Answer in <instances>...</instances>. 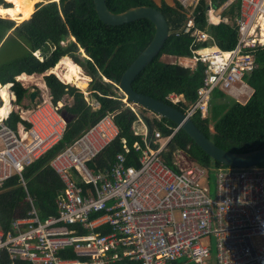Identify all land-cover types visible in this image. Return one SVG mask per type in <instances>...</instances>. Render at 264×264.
Segmentation results:
<instances>
[{
	"label": "built area",
	"instance_id": "1",
	"mask_svg": "<svg viewBox=\"0 0 264 264\" xmlns=\"http://www.w3.org/2000/svg\"><path fill=\"white\" fill-rule=\"evenodd\" d=\"M177 1L187 16L174 33L192 38L191 54L167 61L190 69L204 64L196 100L184 114L206 118L216 89L246 100L252 89L243 77L256 67V48L264 46V0L222 2L221 8L235 3L238 11L236 43L227 50L195 24L191 9L198 0ZM212 13L210 6L208 22ZM167 97L183 100L181 94ZM122 100L135 116L130 131L141 142L130 151L123 139V150L99 165L118 135L108 112L59 150L49 162L63 186L54 200L56 214L42 219L28 195L27 214L0 226V264H264V166L202 167L177 159V149L170 167L161 153L176 128L169 135L154 129L149 136L144 117L152 112ZM90 104L98 107L94 98ZM62 105L46 92L41 102L19 108L28 127L20 122L13 129L6 117L0 120V184L17 174L25 187L23 168L62 138Z\"/></svg>",
	"mask_w": 264,
	"mask_h": 264
},
{
	"label": "trees",
	"instance_id": "2",
	"mask_svg": "<svg viewBox=\"0 0 264 264\" xmlns=\"http://www.w3.org/2000/svg\"><path fill=\"white\" fill-rule=\"evenodd\" d=\"M106 5L115 13L130 6L150 5L159 8L165 15L169 35L158 54L135 76L132 88L185 112L186 106L196 100V92L204 75V64L198 63L190 69L170 63L161 56L191 54L192 38L188 34L174 33L186 19V11L177 0H174L172 6L165 2L157 6L152 0H106ZM210 5L208 0L197 1L191 9L195 24L207 30L217 46L230 49L236 43L233 17L237 16V5L231 4L226 11L234 19L231 24L209 23ZM0 8V87L11 85L15 104L19 105L27 93V88L16 80V76L21 73H44L63 56H70L91 76L88 84L90 99L94 98L98 103V107L93 108L91 100L86 99L78 88L63 83L53 73L44 74L43 79L54 104L61 101L64 95L71 97L72 101L64 104L61 111L64 110L67 116L71 115L72 119L66 123L62 138L23 168L25 187L17 174L0 184V189H3L0 192V226L7 228L12 219L27 214L30 208L26 198L28 195L42 219L56 214L54 200L63 186L49 162L59 150L106 113H114L118 135L101 153L99 165L123 150V139L130 151H133L134 141L141 142L130 131L135 116L125 106L122 100L124 95L117 94L116 84L123 71L152 39L155 28L147 18L118 25L105 24L98 18L93 0L39 1L30 17L19 23L15 18L7 16L19 13L17 1L0 0ZM36 50L40 52L39 57L34 55ZM80 53L84 54L82 58L78 57ZM254 56L256 67L243 77L252 89L246 100H235L224 91L216 89L212 93L207 117L202 118L199 113L191 117L208 138L228 151L243 152L264 147V46L256 48ZM170 93L181 94L183 100L173 103L167 97ZM228 97L232 100H228ZM144 119L149 136H153L154 129L162 135H169L176 128L174 122L162 116H145ZM18 122L29 126L14 111L5 119V123L13 129H16ZM177 149L182 150L189 161L202 167L223 166L211 159L180 128L172 134L167 149L161 153L170 167H173L172 153ZM259 165L264 166V162Z\"/></svg>",
	"mask_w": 264,
	"mask_h": 264
},
{
	"label": "water",
	"instance_id": "3",
	"mask_svg": "<svg viewBox=\"0 0 264 264\" xmlns=\"http://www.w3.org/2000/svg\"><path fill=\"white\" fill-rule=\"evenodd\" d=\"M93 3L98 18L105 24L118 25L139 18H147L154 24L155 31L152 39L123 71L116 84V87L123 93L127 101L171 120L176 124V130L179 128L184 130L211 159L223 165L247 167L264 162V147L243 152L225 150L208 138L193 120L183 112L168 103L137 92L132 88V81L135 76L158 54L169 35L167 19L159 8L150 5H136L115 13L107 7L106 0H93ZM36 96V89L28 92L32 104L35 102ZM61 114L66 123L72 119V116H67L64 110L61 111Z\"/></svg>",
	"mask_w": 264,
	"mask_h": 264
},
{
	"label": "bare ground",
	"instance_id": "4",
	"mask_svg": "<svg viewBox=\"0 0 264 264\" xmlns=\"http://www.w3.org/2000/svg\"><path fill=\"white\" fill-rule=\"evenodd\" d=\"M20 2V8L18 14H11L12 18H15L18 22L29 18L31 12L33 11L34 4L38 0H10ZM1 12V8H0ZM65 67V70H61V68ZM79 68L73 61L70 60L69 56L61 57L58 62L50 69V72H54L62 81L72 82L76 86L80 85L81 77L79 76ZM18 80L23 81V83L32 82L39 86L40 88L46 90L47 87L44 81L35 74H26L21 73L16 76ZM14 98V95L11 93L9 86H1L0 87V99L2 104L0 105V120L5 118L12 107L11 100Z\"/></svg>",
	"mask_w": 264,
	"mask_h": 264
},
{
	"label": "rangeland",
	"instance_id": "5",
	"mask_svg": "<svg viewBox=\"0 0 264 264\" xmlns=\"http://www.w3.org/2000/svg\"><path fill=\"white\" fill-rule=\"evenodd\" d=\"M39 1V0H38ZM37 1V2H38ZM36 2V3H37ZM18 4H20V2H17ZM35 3V4H36ZM35 4H34V6H35ZM9 6H10V3H9ZM19 8H20V5H19ZM34 9V8H33ZM14 15V14H13ZM8 17H10V18H12V16H11V14H9V15H7ZM2 17V16H1ZM3 18V17H2ZM15 21V20H14ZM15 23H16V21H15ZM17 23H19L18 21H17ZM63 44H65L66 43V41L65 42H62ZM34 55L35 56H37V57H39V55H40V52H39V50H36V51H34ZM84 56V54L83 53H80L79 55H78V57L79 58H82ZM69 58H70V60L71 61H73L72 59H71V57L69 56ZM161 58L162 59H165L166 61L168 60V58H170V55H166V54H164V55H162L161 56ZM74 62V61H73ZM74 64H76L77 66H78V68H79V71H78V73H79V76L82 78L81 79V81H80V85L79 86H76L75 84H73L72 82H65V81H62L60 78H59V76H57L54 72H50V69L49 70H47L46 72H44V73H33V74H35L36 76H39L43 81H44V79H43V76H44V74H48V73H53V74H55V76H57L58 78H59V80L60 81H62L63 83H66V84H69V85H73V86H75L76 88H78L82 93H83V95L85 96V98L86 99H88V100H91L90 99V91H89V88H88V84H89V82H90V80H91V76H89V75H87L86 74V72H85V70L79 65V64H77V63H75L74 62ZM61 70L63 71V70H65V67H63L62 66V68H61ZM16 80H18L17 78H16ZM23 85H25V86H27L26 88L28 89V92H29V90H31V89H37L38 90V97H36V100H35V102L33 103V105H35V103H39V102H41L43 99H44V97H45V93L47 92V90L48 89H46V90H44V89H42V88H40L39 86H37L36 84H34V83H32V82H27V83H23V81H21V80H19ZM45 83V82H44ZM11 84V83H10ZM11 86V85H10ZM10 86H9V89H10ZM11 90V89H10ZM28 92L25 94V96H24V98L22 99V102H21V104L24 102L25 103V105L23 104V105H21V104H19V106H29V107H31V101H30V99H29V97H28ZM117 92V94H119V95H123V93L122 92H120L119 90H117L116 91ZM12 93V92H11ZM13 94V93H12ZM14 95V94H13ZM123 99H125V97L123 98ZM228 100H232L230 97H228ZM72 101V99H71V97L70 96H68V95H64V97H63V99L61 100V103L62 104H69L70 102ZM11 104H12V107H11V110L12 109H15L16 108V106L18 105V104H15V100H14V98H13V102H11ZM63 106V105H62ZM10 110V111H11ZM146 114H149V116H154L152 113H149V112H146ZM6 117H8V115L6 116ZM0 147H2V145L0 144ZM175 157L177 158V159H179V160H183V159H186L187 161H189L188 159H187V157H186V155H185V153L182 151V152H176V154H175ZM209 176H210V184H211V186L213 187V185H214V181H215V170H212V171H210V173H209ZM3 191V189H0V192H2ZM211 244H212V252L214 253L215 252V238L212 236L211 237Z\"/></svg>",
	"mask_w": 264,
	"mask_h": 264
},
{
	"label": "crops",
	"instance_id": "6",
	"mask_svg": "<svg viewBox=\"0 0 264 264\" xmlns=\"http://www.w3.org/2000/svg\"><path fill=\"white\" fill-rule=\"evenodd\" d=\"M39 1H42V2H46V1H48V0H39ZM38 1V2H39ZM157 6H160L161 5V3L162 2H165L166 4H168V5H170V6H172L173 4H174V0H152ZM209 2H210V6H211V8L213 9V13H212V15H211V22H209V23H211V24H217V23H219V22H225V23H229V24H231L232 23V21L234 20L233 18H235L236 17V15L233 17V18H231L230 17V15L226 12L229 8L228 7H226V8H221L220 7V5L222 4V2L223 1H221V0H208ZM235 7V6H234ZM236 8V7H235ZM33 11H34V9H33ZM32 11V12H33ZM32 12H31V14H32ZM235 12H236V14H237V9L235 10ZM30 14V15H31ZM19 81V80H18ZM20 82V81H19ZM21 83V82H20ZM22 84V83H21ZM22 86H24L25 88L27 87V86H25V85H23L22 84ZM11 87V86H10ZM47 87V86H46ZM11 89V88H10ZM48 89V88H47ZM32 90V89H31ZM37 90V89H36ZM12 93H13V91L12 90H10ZM30 91V90H29ZM38 91V90H37ZM27 92H28V89H27ZM47 92H49V90H47ZM14 94V93H13ZM50 94V93H49ZM28 95V94H27ZM36 97H38V93H37V96ZM24 98V97H23ZM30 99V98H29ZM14 100H15V95H14ZM35 100H36V98H35ZM11 102H13V99L11 100ZM22 102V101H21ZM21 104V103H20ZM25 105V103L23 102L21 105ZM32 104V103H31ZM33 105V104H32ZM23 108V107H29V106H19V105H17L16 106V108L15 109H12L10 112H12V111H14V112H17L18 113V110H19V108ZM10 112H9V114H10ZM19 123V125L22 123H20V122H18ZM17 126V125H16ZM18 127V126H17Z\"/></svg>",
	"mask_w": 264,
	"mask_h": 264
},
{
	"label": "clouds",
	"instance_id": "7",
	"mask_svg": "<svg viewBox=\"0 0 264 264\" xmlns=\"http://www.w3.org/2000/svg\"><path fill=\"white\" fill-rule=\"evenodd\" d=\"M74 61V60H73ZM57 77V76H56ZM58 78V77H57ZM59 79V78H58ZM66 84V83H65ZM37 93H38V91H37ZM125 97V96H124ZM126 99V98H125ZM1 100V99H0ZM59 102H61V101H59ZM64 105V104H63ZM63 107V106H62ZM61 107V108H62ZM147 110V109H146ZM149 111V110H148ZM151 112V111H150ZM153 113V112H152ZM184 113V112H183ZM155 114V113H154ZM9 115V114H8ZM157 115V114H156ZM159 116V115H158ZM7 118V117H6Z\"/></svg>",
	"mask_w": 264,
	"mask_h": 264
}]
</instances>
